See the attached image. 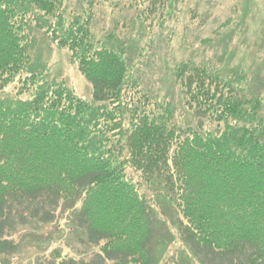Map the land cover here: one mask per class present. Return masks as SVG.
Instances as JSON below:
<instances>
[{"label":"trees","instance_id":"trees-1","mask_svg":"<svg viewBox=\"0 0 264 264\" xmlns=\"http://www.w3.org/2000/svg\"><path fill=\"white\" fill-rule=\"evenodd\" d=\"M92 3L0 0V264L19 254V228L67 216L99 252L54 250L45 264H159L176 226L200 263L264 264L263 93L245 68L187 63L174 68L175 98L151 92L146 31L175 0H131L138 26L124 36L95 33ZM42 37L69 53L92 102L50 78L33 52ZM179 104L194 124L177 122Z\"/></svg>","mask_w":264,"mask_h":264},{"label":"rangeland","instance_id":"rangeland-1","mask_svg":"<svg viewBox=\"0 0 264 264\" xmlns=\"http://www.w3.org/2000/svg\"><path fill=\"white\" fill-rule=\"evenodd\" d=\"M89 1L68 0V3L71 9L79 12ZM130 2L93 0L95 33L102 36L113 28L123 36L129 35L130 26H138L133 21L134 9H130ZM174 5L173 16L164 25L162 20L159 24V16L155 17L152 26L148 25L146 34L154 43L152 50L155 56L152 60L149 57L147 67L142 70L143 84L151 92L173 99L178 94L174 68L182 63L220 67L224 72L245 68L247 84H257L264 98V0H175ZM224 24L225 28L219 30ZM134 35L138 37V33ZM33 52L38 57H44L51 79L65 82L78 97L93 101L92 86L71 63L66 50L52 47L49 40L42 37L36 41ZM182 115H186L190 123L194 124V117L179 104L177 122L187 124L186 117ZM164 201H159L161 208L166 211L167 207L170 210L165 219H169L172 224L178 223L177 212ZM69 223L70 218L67 216L47 226L31 223L25 229L19 228L13 239L21 242L22 237H25L19 254L10 258L11 263L45 264L54 250H61L78 260L93 257L98 248L87 242L83 232L72 230ZM177 228L171 231L177 234L175 241L160 249L159 264H163L167 258L171 261L181 258L191 264H203L189 252ZM29 233L41 237L29 238Z\"/></svg>","mask_w":264,"mask_h":264}]
</instances>
